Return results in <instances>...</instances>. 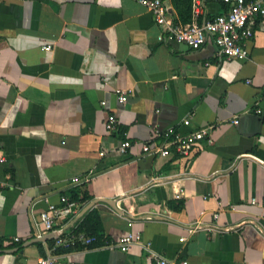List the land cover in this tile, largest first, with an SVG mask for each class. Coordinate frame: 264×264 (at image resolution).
Wrapping results in <instances>:
<instances>
[{
    "label": "crops",
    "instance_id": "obj_1",
    "mask_svg": "<svg viewBox=\"0 0 264 264\" xmlns=\"http://www.w3.org/2000/svg\"><path fill=\"white\" fill-rule=\"evenodd\" d=\"M198 2L201 24L228 8L193 0L191 22ZM162 34L140 0H0V264L48 255L56 264H154L147 245L189 264H264V21L244 61L219 60L211 40L191 50L162 43ZM116 89L131 91L127 103ZM110 113L119 121L112 135ZM210 126L188 157L138 145L156 142V130ZM74 189L111 201L91 209L108 240L138 233L143 244L57 253L52 234L33 242V218ZM170 200L184 209L171 210ZM80 216L57 229L72 231Z\"/></svg>",
    "mask_w": 264,
    "mask_h": 264
},
{
    "label": "built area",
    "instance_id": "obj_2",
    "mask_svg": "<svg viewBox=\"0 0 264 264\" xmlns=\"http://www.w3.org/2000/svg\"><path fill=\"white\" fill-rule=\"evenodd\" d=\"M228 8L227 11L217 15L204 22L198 23L197 16L203 13L202 4L198 2L194 5V18L191 23L181 25L171 19L170 11L164 0H140V3L147 8L154 16L156 24L163 29V34L160 36L162 43H179L188 47L191 50H199L211 40L216 47V56L219 60H240L248 59L250 51L248 43L254 37L255 28L258 21H264V0H221ZM45 51H51L53 48L49 45L44 47ZM119 103L125 104L128 102L130 90L116 89ZM101 106L106 107V101H101ZM260 113V110H257ZM239 121H235L238 124ZM184 126L191 125L190 119H186ZM105 129L109 134H115L119 131V121L117 116L110 113L105 121ZM213 127H203L192 131L188 134H183L176 128H170L165 131L156 130L153 134V139L150 141H141L138 145L141 146L144 154L169 157L172 152L182 157H188L201 141L208 140L211 137ZM159 141V142H157ZM133 146L129 140L122 143L119 152L126 155L128 150ZM6 158L1 157L0 163L5 162ZM264 165V162H261ZM91 181V177L85 179L74 178L72 184L84 185ZM255 202V201H254ZM93 202H83L72 199L69 195H63L60 199V204H47V208L37 217L33 218V227L35 230V238L42 239L46 235L53 236L54 245L52 251L55 252L61 247H71L80 245L82 249L92 247L97 241L94 237H87L85 234H73L70 232L57 229L65 221L76 219L79 215L80 220L89 213V206ZM215 219L219 218V214L214 215ZM78 225V224H77ZM75 225L74 227H76ZM229 231L228 229L224 232ZM15 242H20L19 238L14 239ZM185 242V239H181ZM136 244H143L141 235L128 233L116 241H111L105 238L103 245L109 249H119L123 253L129 251L130 247ZM154 264H189L187 260L172 261L162 254L153 251L149 245L146 246ZM39 264H56V258L53 255H48L39 259Z\"/></svg>",
    "mask_w": 264,
    "mask_h": 264
},
{
    "label": "trees",
    "instance_id": "obj_3",
    "mask_svg": "<svg viewBox=\"0 0 264 264\" xmlns=\"http://www.w3.org/2000/svg\"><path fill=\"white\" fill-rule=\"evenodd\" d=\"M173 6L177 10L179 16H182L183 23L187 24L191 22L192 19V1L193 0H171ZM71 198L83 201L90 202L92 198L89 197L82 189H74L71 192ZM168 206L171 210L182 211L184 209V201L182 200H170ZM73 234H85L87 237L96 238V243L92 246L103 245L106 238L104 227L99 215V212L95 209L91 210L76 227L72 228L71 231ZM40 249L41 245H39ZM90 247V248H92ZM80 245L71 246V247H61L56 250L57 253H69L75 250L82 249Z\"/></svg>",
    "mask_w": 264,
    "mask_h": 264
},
{
    "label": "water",
    "instance_id": "obj_4",
    "mask_svg": "<svg viewBox=\"0 0 264 264\" xmlns=\"http://www.w3.org/2000/svg\"><path fill=\"white\" fill-rule=\"evenodd\" d=\"M98 202H104V203H107V204L111 205V201H109V200H100V201L97 200V201H94V203H92V204L89 206L88 209H90L93 205L97 204ZM113 205H114V204H113ZM49 239H52V238L49 237ZM46 240H47V238L43 237L42 239H36V240L33 241V242L46 241Z\"/></svg>",
    "mask_w": 264,
    "mask_h": 264
}]
</instances>
